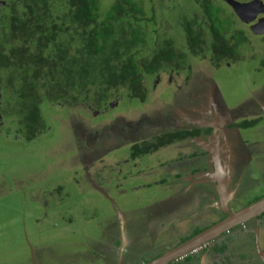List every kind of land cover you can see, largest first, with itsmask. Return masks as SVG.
I'll use <instances>...</instances> for the list:
<instances>
[{"label": "rangeland", "instance_id": "obj_1", "mask_svg": "<svg viewBox=\"0 0 264 264\" xmlns=\"http://www.w3.org/2000/svg\"><path fill=\"white\" fill-rule=\"evenodd\" d=\"M97 1L102 16L100 18H104L103 16L118 2V0ZM204 1L209 4L208 14L212 16L220 34L223 35L222 39L234 49L233 58L220 65L211 63V54L205 53L212 42L213 33L210 31L209 20L202 8ZM234 1L247 3L249 0ZM257 1L264 6V0ZM132 2L143 14V18L137 15L141 18L140 25L145 24L141 30L149 29V32H152V36H148L147 40L156 41L158 45L169 41L173 43V51L182 55L183 58H180L179 62H183L178 68L183 67L185 70H182L183 73L178 78L179 83L188 75H192V79L212 77L218 91L216 99L219 102H210L201 109L206 108L209 111L208 106H211L217 111H224L226 108L234 121L238 120L243 128L246 122L254 123L253 127L244 130V134L242 129L236 127L243 138L244 154L249 153V157L245 156L240 163L244 166L237 188H239L241 202L247 206L264 197V112L260 107L264 105L263 35L255 34L247 29L224 0H132ZM4 13V10L0 11V43L5 48L3 52L7 57L11 56V50L16 49L18 45L7 39L8 29L5 31V28L8 23L6 22L7 15L4 17ZM190 22L194 25L195 31L200 27L202 42L196 48L200 56H188L190 51L186 48L183 27ZM205 54L206 57H203ZM146 55L145 51L142 52L138 60L146 58ZM190 68L192 70L188 72ZM7 76V71L0 66L1 82H4ZM162 88V85L156 86L153 92L148 93L143 103L121 93L118 96L121 101L118 106L114 105L111 108L113 109L111 115H119L122 110L125 111L127 120L133 121L134 118L139 119V116L149 115L150 111L161 109L162 97H164ZM93 93L94 89L89 95ZM94 101L90 102L91 105L95 104ZM81 106L68 111L51 103L49 99H44L39 109L48 130L29 142L22 138L24 129L22 126L19 129L17 116L14 114V112L19 113L20 110L7 105L6 114L4 113V126L0 132V264H107L112 259L111 254L104 250L106 256L102 255L100 248L109 245L108 249L115 251L113 252L115 257L118 252L120 254L126 252H122L124 246L114 244V239H111L110 234H119L123 231L128 236L133 235L139 226L147 222V215H153L144 208L149 204L150 207H154L161 201L155 198L150 203L148 199L150 194L144 193L140 205L134 202L130 206L133 214L124 212L122 205L127 209L129 200L124 202L117 200L113 195L114 192L105 197L89 185L86 172L77 167L80 163L78 160L69 163V157H73L74 154L68 148L71 140L68 139L64 127L68 126V115L70 120L71 116L76 118L81 115L83 108ZM201 109H198V112L202 111ZM211 113H204L202 118L195 119L196 122L200 119L204 123L212 121ZM93 118L88 119L87 117L80 122L88 128L96 129L103 118ZM192 122L195 121L192 120ZM110 124L111 128L116 126L114 120ZM111 134L114 132L109 133ZM175 153L170 150L156 154L146 163L152 169L157 165L159 157L168 159L175 157ZM116 154L126 155L127 151L119 149ZM115 157L103 159L104 164L113 167V171H115L113 165ZM97 165L96 162L93 167L96 169ZM256 171L259 179L251 177V174ZM90 174L95 179L92 171ZM155 175L150 179L156 178ZM206 217V223L210 224L219 220L222 213L215 210L214 215H206ZM258 222V244L264 252V218ZM161 224L162 220L157 218L154 227ZM248 225L243 224L238 227L239 229L224 233V236L199 247L190 255L196 256L194 258L196 264H201L202 260L206 264H248L245 258L240 259V256L230 258L228 263V254L241 253L245 243L251 246V250L244 255L253 258L256 238L253 235L254 230L245 228ZM174 227H176L175 230ZM193 228L192 224L182 222L171 225L165 232L157 235L155 231L145 232L140 239L139 246L141 244L148 246L151 248L149 251L155 253L160 248L162 252L166 247H173L176 244L171 241L189 234ZM199 229H205V226ZM245 229L248 230L247 233ZM176 230L179 232L174 239L171 235ZM228 239L230 245L227 242ZM219 249L222 250L217 253ZM139 252L134 264H144L153 259L146 250ZM96 257L99 262H95ZM103 257L107 261L104 259L102 261ZM123 257L126 259L125 254ZM126 264H133V262L129 261Z\"/></svg>", "mask_w": 264, "mask_h": 264}, {"label": "flooded vegetation", "instance_id": "obj_2", "mask_svg": "<svg viewBox=\"0 0 264 264\" xmlns=\"http://www.w3.org/2000/svg\"><path fill=\"white\" fill-rule=\"evenodd\" d=\"M252 1L254 0H249L247 3H251ZM6 5L5 0H0V11L6 9ZM241 15L247 19L246 21H241L239 19L247 29L252 31L257 23L258 25L256 28H258L259 31L264 29L263 6L260 5L259 8L256 7L253 12H243ZM262 35L264 38V33ZM186 39L187 37L185 35V41ZM213 39L214 37L212 35V40ZM191 55L192 54L189 52L188 56L191 57ZM197 56H200L199 53ZM221 63L222 61L218 65ZM3 64L12 65L6 58L3 47H0V66L2 68ZM182 70L185 69H183V67L180 69L175 65H163L155 70L152 75L148 74L143 78L141 86H144L148 93L153 92L156 86L162 85V94L164 97H162L161 109L150 111L149 115L139 116V119L134 118L133 121L127 120L124 114L125 111L122 110L119 115H111L113 112L111 108H113L114 105L118 106L121 101L118 97L114 100L107 101L105 104L102 102L96 105H91L88 102L78 103L76 106L82 105L81 107L84 108H82L80 112L81 115L76 118L71 116V120L68 115V126L66 125L64 130L68 134V139L70 138L71 140L69 141L68 148L72 154H74L73 157H69L68 161L69 163H72L73 160H78L80 162L77 167L86 172L89 185L94 187L97 192L104 194L105 197H108L114 192L113 195L117 200L123 202L129 200V207L127 209L122 205V210L127 213L131 212L133 214V211L130 210V206L134 202L140 205L144 193L150 194V196H148L150 203L155 198L161 200L154 207H150L149 204L144 208V210H147L148 213L153 215H147V222L139 226L133 235L128 236L123 231L119 234H110L111 239H114V244L120 247L124 246L122 252H126L123 254L118 252L115 257L113 255L115 251L108 249L109 245L100 248V253L102 255L106 256L104 250L111 254L110 256L112 259H110L107 264H112V262L115 261V264H124V262L126 264L129 261L134 264L137 260L136 257L140 253L139 251L145 250L152 256V260H154L166 251L179 246L227 216V211H224V208L220 205V201L224 197L228 199L227 210H229L230 213L247 206V204L241 202V197L238 192L239 188H237L244 166V164L240 163L245 156L249 157L248 152L247 155L244 154L245 146L242 144L243 138L236 128L239 122L238 120L233 122L231 120L229 121L228 115L221 114L224 113V111H217L215 110L216 108L213 109L211 106H208L210 109L209 111L206 108L201 109L204 105H209L210 102H219L216 99L218 95L216 84L213 82L212 77L206 76L200 79H192V75H188V77L185 76L182 79L183 81L179 83L178 78L181 77L183 73ZM191 70V68L188 69V72ZM165 88H167V90H165ZM9 89L10 86L7 83V78L4 82H1L0 79V132H2V127L4 126V113L6 114V107L10 105ZM165 95L167 96L165 97ZM139 103L142 102L139 101ZM21 105L23 107L22 121H24L23 124L21 123L22 129H24L22 130V138L30 142L36 138L31 140L27 139L28 129L26 120L28 117L26 116V105L23 103ZM59 105L60 104H58V107L61 109L65 108L68 111L74 110L73 107ZM260 107L264 112V105ZM198 109L202 111L198 112ZM192 111L197 115L195 119L198 117L202 118L204 113L208 114L212 112V121L204 123L200 119L196 122L197 120L192 118L191 114L194 113ZM94 115L95 118H93ZM87 117L88 119L89 117L93 119L102 117V120L105 121L100 120L99 123L101 124L96 129L91 127L88 128L80 122ZM112 120H114L116 126L111 128L110 122ZM192 120L195 122H192ZM112 131L114 134L109 135ZM6 134L8 135L9 133ZM119 149L127 151V154H116ZM170 150L176 152L175 157L168 159L159 157L157 165L152 169L146 163V161L154 157V155L165 151L169 152ZM113 156L115 157L113 160L115 171H113L111 165H106L103 161L104 158L111 159ZM218 160H229L232 163L230 164L231 170H229V173H222L224 174V178L216 177L215 170ZM96 162L98 163V167L95 169L93 165ZM91 171L97 182L91 177ZM153 175H155L156 178L150 179ZM258 175L256 171L251 174V177L253 178L255 176L253 179H259ZM223 182L227 184L226 188L221 185ZM220 185L222 187L219 188ZM141 191L143 192L140 193ZM262 198L263 197L258 200ZM217 205H219L221 209H219ZM117 208L120 209L118 205ZM215 210H219L222 213V217L210 224L206 223V215H214ZM262 215H264V213ZM262 215L257 217L256 220L244 223V225H253L252 227L248 225L245 228H250L251 231L254 230V238L255 230L258 228L259 224L258 221L261 220L260 217ZM157 218L162 220V224L154 227ZM182 222L192 224L194 228L189 234H185L178 240L171 241L176 242L173 247H166L162 252H160L159 248L157 253H155L154 251H149L151 248L148 246H143L142 244L139 246L140 239L145 232L151 233V231H155L157 235L160 232H165L171 225ZM203 223H205V225ZM202 225L205 226V229H200L201 231L196 233L199 228L204 227ZM238 227L239 226L231 229L229 232L234 229H239ZM175 229L176 227H174V230ZM178 232L179 231L176 230L171 237L175 239ZM245 232L247 233L248 230L245 229ZM224 235L225 234H222L219 237ZM217 239L218 238L215 240ZM224 241L226 240L224 239ZM163 242L161 244H163ZM227 242H229V239ZM128 244H130V246ZM228 244L230 245V242ZM250 247L251 246L245 243L243 244L242 251H240L241 253L237 252L236 255L229 253L228 263L230 258L232 259L234 256H240V259L245 258V262L248 264H264V261L257 254L255 247L254 254L252 255L253 258H248L244 255L249 253L251 250ZM216 252L220 253L218 250ZM191 253L169 264H196V261H194L196 256L190 255ZM99 254L97 256H99ZM124 254L126 259L123 257ZM118 257L121 259L118 260ZM201 258L202 257H200V259ZM103 259L107 261L105 257L101 260L103 261ZM97 260L96 257L95 262H99V260ZM201 264L206 263L202 260Z\"/></svg>", "mask_w": 264, "mask_h": 264}, {"label": "trees", "instance_id": "obj_3", "mask_svg": "<svg viewBox=\"0 0 264 264\" xmlns=\"http://www.w3.org/2000/svg\"><path fill=\"white\" fill-rule=\"evenodd\" d=\"M5 1L7 39L18 47L6 57L12 65L3 64V68L10 78L7 76L10 105L20 110L14 112L19 129L24 122L21 104L26 105L29 140L46 130L39 109L44 99L74 108L85 101L105 104L123 93L143 103L148 96L141 86L143 78L163 65L179 67L183 62H179L182 55L173 51V43L165 41L161 46L147 40L152 32L141 30L145 24L140 25L137 15L143 14L132 0H118L104 18H100L97 0ZM202 8L214 37L205 53L218 65L232 59L234 49L209 16V4L204 1ZM193 26L190 22L183 27L192 57L197 56L196 48L202 42L200 27L195 31ZM144 51L146 58L138 60Z\"/></svg>", "mask_w": 264, "mask_h": 264}, {"label": "water", "instance_id": "obj_4", "mask_svg": "<svg viewBox=\"0 0 264 264\" xmlns=\"http://www.w3.org/2000/svg\"><path fill=\"white\" fill-rule=\"evenodd\" d=\"M234 11L237 17L241 21H246V17L242 16L243 12H253L256 7L263 6L262 3L259 1H252L251 3H238L234 0H224ZM264 7V6H263ZM247 23V22H246ZM258 23L255 25V28L252 30L255 34L262 35L264 33V29L260 30L256 28ZM203 114V113H202ZM227 197L222 198V205L224 211H227V216L217 222L216 224L208 227L207 229L203 230L198 235L190 238L189 240L183 242L179 246L166 251L164 254L159 256L158 258L150 261L147 264H169L180 257L186 256L189 253L193 252L194 250L198 249L199 247L210 243L214 239L218 238L224 233L229 232L231 229L243 225L244 223L256 220L257 217L264 213V197L246 207H243L235 212H229L227 210L228 203ZM255 249L257 254L261 259L264 261V252L261 251L260 246L258 244V229L255 230Z\"/></svg>", "mask_w": 264, "mask_h": 264}, {"label": "crops", "instance_id": "obj_5", "mask_svg": "<svg viewBox=\"0 0 264 264\" xmlns=\"http://www.w3.org/2000/svg\"><path fill=\"white\" fill-rule=\"evenodd\" d=\"M218 109L221 110L220 107H218ZM215 110H216V109H215ZM221 111H222V110H221ZM192 112H194V111H192ZM224 113H225L226 115H228L227 117L229 118V119H228L229 121H230V120H231L232 122L234 121V118H233L232 116L229 115V112H228V110H227L226 108H225V110H224ZM191 115H192V118H194V119H195V117L197 116L195 112L192 113ZM202 115H203V114H202ZM238 122H239V121H238ZM246 123H249V122H246ZM240 124H241V123L239 122V124H237V125H238L237 127L240 128V129H242V133H243V134H244V130H245V129L253 127V126H249V127H248V126H244V128H243V127L240 126ZM253 125H254V124H253ZM223 161H224V162H223ZM223 161H219V160H218V162H216V163H217L216 170H215V171H216V177L224 178V174H222V173H229V170H231V169H230V166H231L230 164H232V163H231L229 160H227V161L223 160ZM254 177H255V176H254ZM254 177H253V178H254ZM221 178H220V179H221ZM225 178H226V176H225ZM223 180H224V179H223ZM225 181H226V180H225ZM221 185L224 186V188H226V185H227V184H225V183L223 182ZM221 185L219 186V188L222 187ZM227 203H228V200H227ZM220 205L223 207V205H222V200L220 201ZM217 206H218L219 209H221L219 205H217ZM218 211H219V210H218Z\"/></svg>", "mask_w": 264, "mask_h": 264}]
</instances>
